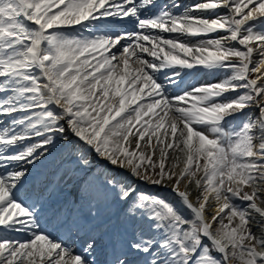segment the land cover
Masks as SVG:
<instances>
[{
    "label": "snow or ice",
    "instance_id": "obj_1",
    "mask_svg": "<svg viewBox=\"0 0 264 264\" xmlns=\"http://www.w3.org/2000/svg\"><path fill=\"white\" fill-rule=\"evenodd\" d=\"M0 264H264V0H0Z\"/></svg>",
    "mask_w": 264,
    "mask_h": 264
},
{
    "label": "bare ground",
    "instance_id": "obj_2",
    "mask_svg": "<svg viewBox=\"0 0 264 264\" xmlns=\"http://www.w3.org/2000/svg\"><path fill=\"white\" fill-rule=\"evenodd\" d=\"M184 2L185 3H189V2H191V0H184ZM205 77H206V74H203L199 78L197 77L196 80H201L202 81ZM196 80L190 78L186 82L187 83H193ZM153 190L156 191V192H158L160 195L163 194V195H166V196H168L169 198H171L173 200L175 199V195H174V193L171 192L170 188L155 187Z\"/></svg>",
    "mask_w": 264,
    "mask_h": 264
},
{
    "label": "rangeland",
    "instance_id": "obj_3",
    "mask_svg": "<svg viewBox=\"0 0 264 264\" xmlns=\"http://www.w3.org/2000/svg\"><path fill=\"white\" fill-rule=\"evenodd\" d=\"M142 186H145V185H142ZM147 187H150V185H147Z\"/></svg>",
    "mask_w": 264,
    "mask_h": 264
}]
</instances>
